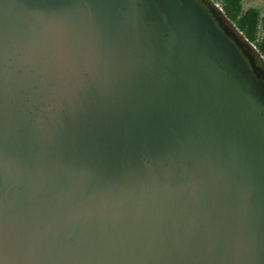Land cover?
<instances>
[{"label": "water", "instance_id": "1", "mask_svg": "<svg viewBox=\"0 0 264 264\" xmlns=\"http://www.w3.org/2000/svg\"><path fill=\"white\" fill-rule=\"evenodd\" d=\"M0 264H264V70L208 0H0Z\"/></svg>", "mask_w": 264, "mask_h": 264}, {"label": "trees", "instance_id": "2", "mask_svg": "<svg viewBox=\"0 0 264 264\" xmlns=\"http://www.w3.org/2000/svg\"><path fill=\"white\" fill-rule=\"evenodd\" d=\"M253 54L258 64L264 66V16L259 9L248 7L243 9V0H208ZM264 70V67H263Z\"/></svg>", "mask_w": 264, "mask_h": 264}, {"label": "rangeland", "instance_id": "3", "mask_svg": "<svg viewBox=\"0 0 264 264\" xmlns=\"http://www.w3.org/2000/svg\"><path fill=\"white\" fill-rule=\"evenodd\" d=\"M242 5L243 9H247L248 7H256L259 9L261 16H264V0H243Z\"/></svg>", "mask_w": 264, "mask_h": 264}, {"label": "built area", "instance_id": "4", "mask_svg": "<svg viewBox=\"0 0 264 264\" xmlns=\"http://www.w3.org/2000/svg\"><path fill=\"white\" fill-rule=\"evenodd\" d=\"M214 5H215L214 7H217V8H219V4L215 3Z\"/></svg>", "mask_w": 264, "mask_h": 264}]
</instances>
